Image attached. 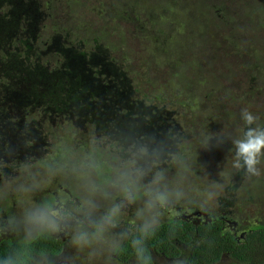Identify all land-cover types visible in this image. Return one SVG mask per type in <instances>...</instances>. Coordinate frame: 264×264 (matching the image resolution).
I'll return each mask as SVG.
<instances>
[{
  "label": "clouds",
  "instance_id": "1",
  "mask_svg": "<svg viewBox=\"0 0 264 264\" xmlns=\"http://www.w3.org/2000/svg\"><path fill=\"white\" fill-rule=\"evenodd\" d=\"M196 140L198 149L225 151L226 166L218 164L213 174L179 129L117 126L100 141L89 138L83 152L62 143L43 157L31 140L23 159L16 144L4 142L0 204L11 209L0 215V239L12 244L0 252V264H122L126 251L134 264H156L149 241L166 220L168 238L175 241L186 212L214 216L236 177L264 176V118L250 107L240 110L237 123ZM53 184L60 194L42 198ZM200 243H187L171 264H192L187 253Z\"/></svg>",
  "mask_w": 264,
  "mask_h": 264
},
{
  "label": "trees",
  "instance_id": "2",
  "mask_svg": "<svg viewBox=\"0 0 264 264\" xmlns=\"http://www.w3.org/2000/svg\"><path fill=\"white\" fill-rule=\"evenodd\" d=\"M18 1L23 2L30 8L33 32H35L39 21L38 16H44L46 12L40 9L41 5L36 8L33 0ZM107 1L104 4L103 0H99V5L95 6L94 0H73L71 5L73 8L69 11L67 10L65 15L74 18L66 19L62 24H58L56 20H53L58 24V31L63 33L65 39L79 42L82 49H85L92 42H100L101 46L107 51V55L113 53L116 60H124L123 62L117 61L122 67L132 65L133 61L141 65L144 63L142 67L143 77H147L146 81L151 89L153 87L152 90L146 89L145 94L139 95L146 102L156 100L161 104L184 105L185 109L188 107L196 109L197 113L200 114L201 97L199 95L201 90L205 89L209 97L217 94L216 110L221 112V117L224 119L225 115H230L232 118L239 116L240 110L244 107H250L252 111L259 113L264 118V5L256 8L250 14H243L236 9L243 15L238 32L239 34L243 32L240 37L245 45L239 46L234 40L236 37L229 35L230 29H222L226 39L224 37L221 38V41H215V39L210 37L207 43L201 41L202 37L194 39L189 32L183 31V21H186L185 17L188 19L186 15H189L191 19L193 18L188 12L190 0ZM55 2L56 0H44L43 2L44 7H51L49 13H47L51 14L48 18H53V14L58 16V13L63 15L62 11L59 12L55 9ZM0 4L8 7L4 14L10 16L9 21H4L3 16H0L1 40L6 35H15L21 24L20 18L12 16L10 11L12 4L6 5L4 0H0ZM91 5L95 6L94 11L98 16L96 19H93V15H91V18L86 15ZM210 9L212 12L216 11V13L221 12V14H224V19H219L220 24L229 25L231 28L235 26L236 23L230 19L228 10H223L224 7H213V9ZM211 15L214 16V14ZM5 22L11 23V26L1 27ZM220 24H216V29H220ZM124 25H131L132 29H126ZM226 25L224 26L225 28ZM146 28L153 29L152 31H156L161 36L156 38L149 37L147 30H145ZM71 31L75 33L69 38L68 33ZM22 33L26 35L25 27H23ZM34 35L32 33L30 37L34 38ZM257 36L260 37L259 41L256 38ZM141 39H146V44ZM26 40L19 39L18 41L25 42ZM171 43L172 45H170ZM222 44L230 47V49L222 52L224 58L219 61V72H214L206 76L205 81L199 82L197 74L203 76L206 74L203 69L204 63L199 59L202 52L209 49L208 56L204 58L206 61H211L214 59L213 49H223ZM134 46L138 47L133 48ZM118 51L121 53L119 54ZM49 61L53 63H49L48 67L44 60V65L38 64L39 70H34L38 82L30 83L29 95H26V93L20 97L23 99L20 102L23 106L19 107V110L23 113L26 110L29 111L30 108L35 109L39 113L40 109L38 108H43L44 104L51 107L65 103L75 96L71 89L72 86L69 84L70 80L50 68L57 60L50 59ZM163 65L169 67L163 80L151 78L148 70L152 71V68L156 66L161 68ZM230 67H234V73H230ZM186 78H189V80ZM2 80L4 79H0V81ZM142 80L145 82V79ZM249 85L253 87L251 91L248 89ZM179 86H183L184 91L189 90V94L184 93L190 99L187 105H185V101L177 98L174 94ZM90 88H93L92 83H90ZM142 88L140 86L135 87V89L140 91V94L142 93ZM235 88L239 89L237 100L241 93L239 102L233 105H223L220 91L231 96ZM5 97L6 100L1 99L0 102V145L8 141L2 140L5 134L8 135L13 131L14 135L16 134V129L22 130L16 124H11L13 127L8 125L9 120L14 119V117H16L15 119L18 118L15 108L17 106L16 101H18L17 95L8 92ZM73 100L76 101L77 99ZM2 103L7 107L2 106ZM203 109L207 110L208 104L203 105ZM40 114V116H36L33 119L41 120L43 118L42 112ZM200 117L203 120V113ZM41 126L44 132L52 133L48 118L41 122ZM62 143L78 154L79 147H77V144H72L70 137L61 136L57 141H52V146H49L51 153H42V156L54 155L56 149ZM17 148L19 150V146ZM21 155L24 156L23 153H20L19 158ZM252 183L253 190L251 191L249 186H252ZM243 186H247L248 192L258 194V211L255 214H252L253 212L249 213L252 207L250 202L245 200L247 195L240 196L246 190H240L238 187L236 190L237 195L235 197L232 196L235 201L230 206L233 207L235 223L244 229L242 237L234 235L228 228L222 229L224 221L221 217L215 215L210 217H213L211 222L204 221L205 223L200 225L179 220L180 228L175 241L169 240L170 222H165L159 237L153 238L149 243H155L158 251L164 257L173 258L184 254V250L179 248L178 243L187 244L194 240H199L201 242L199 247L187 253L191 258L192 264H264V211L260 212L259 209L264 205V176L253 178L252 182L249 180L248 185ZM46 194L47 192L45 191L40 195L45 198ZM10 209V203L7 205L0 204V211H2L3 215H6ZM240 214L242 217H240ZM11 244V239H0V252L5 251ZM128 252L130 251L125 253ZM129 257L133 259L131 252ZM128 264L134 263L130 262Z\"/></svg>",
  "mask_w": 264,
  "mask_h": 264
},
{
  "label": "rangeland",
  "instance_id": "3",
  "mask_svg": "<svg viewBox=\"0 0 264 264\" xmlns=\"http://www.w3.org/2000/svg\"><path fill=\"white\" fill-rule=\"evenodd\" d=\"M33 1L36 8L41 5L40 9L46 12V15L38 16L39 21L38 25L36 26L35 32H33V21L28 5L23 4V2L18 0H4V4H12V8L10 9L12 16L20 18L21 26L17 30L15 35H6L0 40V57L2 56L0 61V79H4L0 81V99L5 97L8 92L15 93L20 97L24 96V94L26 93V95H29L30 83L34 84L38 82V78L35 75L34 69L30 65H28L26 61L19 62L20 59L31 62L38 60L41 65L44 64L43 60H57V62L54 65L50 66V68L54 71L59 72V74L65 77L67 80H70L69 84H71V89L75 93V96L71 97V99H78L77 101L69 100L67 104L78 103L79 98H81V101L85 106L89 108H97L102 106L103 104L108 103L106 99L107 93L111 92L112 90H128L127 83L124 80H116L115 85H113V82L110 83L109 78H123L126 71L120 64L108 58L107 51L101 46L100 42H92L91 44L87 45L85 49H82L79 42L66 40L63 33L58 31V24L64 23L66 19L74 18L72 16L65 15L67 10L69 11L73 8L71 6L73 0H56L55 9L59 12L62 11L63 15H61L60 13H58V16L56 14H53V18H48V16L51 14L47 13H49L51 7H44V0ZM103 2L104 4H106L108 1L103 0ZM2 5L3 4H0V16H3L4 21H9L10 16L4 14V11L8 10V7H4ZM94 5L98 6L99 0H94ZM94 5L90 6V9L86 15L89 18H91V15H93V19H96V17L98 16L94 11ZM262 5H264V0H190L188 12L193 18L191 19L189 15H186L188 19L185 17L186 21H183L182 30L189 32L194 39L202 37L201 41L207 43L210 37L211 39H215V41H221V38L224 37V39H226V36L222 32V29H230L229 35L236 37L234 38L236 44H238L239 46H243L245 45V43L240 37L243 35V32L241 34H239L238 32L243 15H241L238 10H240L243 14H250L256 8ZM213 7H224L223 10H228V12L230 13V19H232V21L236 23L235 26L231 28L229 25L227 26L226 24H220L219 19H224V14H221V12L216 13V11L212 12L210 8L213 9ZM211 14H214V16H212ZM53 19L56 20L58 24L55 23ZM13 23H15V21H13ZM216 24H220V29H216ZM8 25L11 26V23L5 22L1 27H6ZM225 25L226 28L224 27ZM23 27L26 28V35L22 33ZM124 27L126 29H132L131 25H124ZM145 30H147L149 37L156 38L161 36L158 35L156 31H152L153 29L151 28H146ZM32 33L35 34L34 38L30 37ZM74 33V31L69 32L68 37L71 38ZM23 35L25 36L23 37ZM256 38L258 39V41L260 40L259 36H257ZM19 39L27 40L25 42H21L18 41ZM141 40H143L144 44H146V39ZM140 42L141 44H143L142 41ZM170 45H172V43ZM138 46H134L133 48ZM222 46L223 49H213L212 53L214 55V59L211 61H206L204 58L208 56L209 49H206L202 52L199 59L204 63L203 69L206 74L205 76L197 74V80L199 82L205 81L206 76L211 75L214 72H219V61L224 58L222 52H226L228 49H230V47L224 44H222ZM118 53L120 54L121 52L118 51ZM117 61L123 62L124 60L118 59ZM142 66H144V63H142L141 65L140 63L134 61L132 62V65H130L133 70L140 69V67ZM168 70L169 67L167 65H163V67L161 68L158 66L152 68V72L150 70L148 71L151 78L160 79L161 81L165 77ZM229 71L230 73H234V67H230ZM90 83H92L93 88H90ZM144 85L145 82L141 83V85L139 86L142 87ZM252 88V85L248 86V89L250 91L252 90ZM184 93L189 94V90L184 91L183 86H179V88L174 92L175 96L185 101V105H187L190 102V99L188 96H185ZM238 93V88H235L233 90L231 96L220 91L223 105H233L239 102L241 93L239 95V99L237 100ZM199 96L201 97L199 105L200 114L197 113L196 109H193V113L195 114V116L191 119L190 126L188 124V119H186L185 117L183 118L181 115H179L178 119H176L178 121V124L176 126H178L179 130H181L184 134L186 129L189 130V133H187V135L196 132H198L199 135L202 134V128L195 127V125L196 121H202L200 116L202 115V113L206 112V109H203V105L205 104L209 105L210 103H213V117L211 119L207 118L208 121L222 122V128L238 122L239 116L232 118V116L230 115H225V119H222L221 112L216 110L217 94H215V96L209 97L206 93V90L202 89ZM188 109L189 107L186 108V110ZM33 112H31V110L28 112L30 114V117L35 115L33 114ZM214 127L215 125L212 127L206 125V128L209 129V131H213ZM67 131L68 130L64 131L66 136ZM16 137L17 141L20 137L17 132ZM70 140H72V144H77L76 138L74 136L70 137ZM197 150L196 152L198 154V162H207L210 165V170L213 172V174L218 171V168H223L226 166V152L218 150L211 152V154H201L199 151L202 149ZM218 164L220 165L217 168ZM210 178L215 177L213 175ZM245 185H247V182H245ZM260 199L261 197L259 198V201ZM259 209L260 212H263L264 205ZM0 215H3L2 211H0Z\"/></svg>",
  "mask_w": 264,
  "mask_h": 264
},
{
  "label": "flooded vegetation",
  "instance_id": "4",
  "mask_svg": "<svg viewBox=\"0 0 264 264\" xmlns=\"http://www.w3.org/2000/svg\"><path fill=\"white\" fill-rule=\"evenodd\" d=\"M108 58L118 63L113 53L109 54ZM24 61H26L28 65H30L34 70H39L38 60L34 62L27 60H19V62ZM45 63L48 67L49 63L53 62L46 61ZM142 67H140V69L133 70L130 65L125 66L122 67L126 71L125 76L123 78H109L110 83L113 82V85H115L116 80H124L127 83L128 90H112L111 92L107 93L106 99L108 103L103 104L102 106L97 108H89L85 106L81 100H79L78 103L67 104V101L65 103L57 104L51 107L44 104L43 108H38L40 109L39 113L35 109L30 108L29 111H35L33 112V114L35 115L30 117V114L28 113L29 111L26 110L23 113L21 110H19V107L23 106V104L20 103L23 99L17 95L18 101H16L17 106L15 108L18 118L15 119L16 117H14V119L9 120L8 125L13 127L11 124H16L18 128H21L22 130H15V133L17 132L20 137L16 141V134L13 135V131H11L10 134H5L2 140L12 141L14 144L17 145V147L19 146V152L23 154L26 151L24 148L27 146V141L34 140V146L36 148V151L38 152V157H43L42 153H51L49 146H52V141H57L61 136H66L64 132L66 130H68V137L74 136L76 138L77 147H79L78 153H80L88 147L89 138L95 137L98 141H100L103 138L110 136L117 126L121 128L135 126L144 131L160 133L170 129H179V127L176 126L178 124V121L176 119H178L179 115H181L183 118L185 117L186 119H188V124L190 126L191 119L195 116V114L193 113V109L189 108L188 110H186L184 108V105L180 106L173 103L171 105L161 104L159 101L156 100L146 102L144 98L139 96L145 94L146 89H153V87L151 89L149 83L146 81V79L148 78L143 77ZM142 79H145V86H142V93L140 94V91L135 89V87L143 83ZM186 79L189 80V78ZM2 99L6 100V97H3ZM2 106L7 107L4 103H2ZM212 106V103L208 105V109L205 113H203L202 121H196L195 127L202 128V133L209 131V129L206 128V125H209L211 127L215 125L214 130H211L212 132H216L219 129H222V122L207 120V118L211 119L213 117ZM40 112H42L43 118L41 120L33 119L36 116H40ZM46 118H48L52 128L51 134L44 132L41 126V122L44 121ZM187 133H189V130L186 129L185 134L191 140L192 147L194 151H196L198 149L196 138L200 135L198 132L190 133L191 136L187 135ZM21 141H24L25 143L22 144ZM103 150L104 144L100 143L99 151L102 152ZM199 152L201 154H211V152H206L203 149ZM226 155L228 156L227 153ZM227 156L225 157L226 162ZM20 159H23V155ZM248 181L249 180H247L246 178L236 177L234 186H232L229 190L222 194L220 199V207L215 213L216 216L221 217V219H223L224 221V226L222 227V229L228 228L232 231L234 235H237L239 237L243 236L244 229L242 226H239L235 223V214L232 210L233 207L230 206L235 201L232 196L235 197L237 195L236 190L238 187L240 188V190H246L244 193L240 194V196L243 197L247 195V198L245 200L249 201L250 206L252 207L250 212H245H253L252 214H255L258 211V194L255 192H248L249 190L247 186H243L245 185V182H247L248 185ZM250 181L252 182V180ZM57 187V184L51 185L46 190L47 194L45 195L44 199L51 200L54 199L55 195H59L60 188ZM249 187L252 191L253 183L252 186ZM240 217H242L241 214ZM212 219L213 217L210 218L209 216H205V214L199 211L186 212V214L180 218V220L191 222L196 225L205 223L204 221L211 222ZM166 222L169 221L166 220ZM159 235L160 233L155 238L159 237ZM185 245V243H178L179 248H181L182 250L185 249ZM149 246L152 249L156 264L171 263L172 258L164 257L163 254L158 251L157 245L155 243L150 242ZM129 253L130 252L122 254V264H128L130 262L134 263L133 259L129 257Z\"/></svg>",
  "mask_w": 264,
  "mask_h": 264
}]
</instances>
